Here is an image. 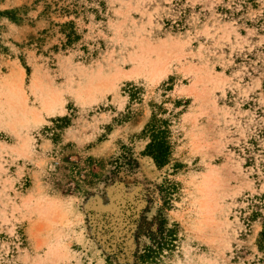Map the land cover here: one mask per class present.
<instances>
[{"label":"rangeland","instance_id":"1","mask_svg":"<svg viewBox=\"0 0 264 264\" xmlns=\"http://www.w3.org/2000/svg\"><path fill=\"white\" fill-rule=\"evenodd\" d=\"M263 220L264 0H0V264H264Z\"/></svg>","mask_w":264,"mask_h":264},{"label":"trees","instance_id":"2","mask_svg":"<svg viewBox=\"0 0 264 264\" xmlns=\"http://www.w3.org/2000/svg\"><path fill=\"white\" fill-rule=\"evenodd\" d=\"M142 134L148 138V143L142 155L149 157L158 169L167 166L171 157V144L167 122L153 117L151 122L143 129ZM130 161L134 162V160ZM260 242L264 244V220L262 221ZM164 243L157 242V248L162 247Z\"/></svg>","mask_w":264,"mask_h":264}]
</instances>
